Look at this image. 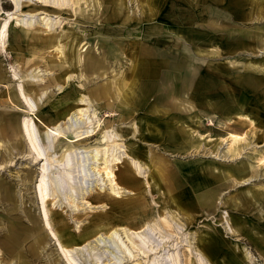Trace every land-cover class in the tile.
Returning a JSON list of instances; mask_svg holds the SVG:
<instances>
[{
	"label": "rangeland",
	"instance_id": "374dc122",
	"mask_svg": "<svg viewBox=\"0 0 264 264\" xmlns=\"http://www.w3.org/2000/svg\"><path fill=\"white\" fill-rule=\"evenodd\" d=\"M35 1L18 0L21 12L9 22L7 44L0 47V264H66L65 258L77 264H143L108 238L117 225L131 232L144 225L143 234H149L138 243L150 254L148 264H205L196 262L195 248L207 264L230 259L264 264L259 245L264 238V0H80L65 12H47L52 32L19 26L40 23L38 11L44 10ZM14 11L9 0H0V26ZM114 17L121 20L113 23ZM155 24L159 32L147 31ZM20 29L29 33L12 41ZM19 86L44 148L43 125L58 126L67 140L92 127L89 113L73 114L82 96L100 124L73 150L65 139L53 142L45 205L50 230L33 194L44 161L34 160L16 131L18 121L32 117L18 111L28 108ZM156 129L170 132L172 139L154 137ZM105 131L119 136L112 143L121 146L113 153L123 159L117 169L134 178L133 193L126 191L119 200H134L136 194L138 203L143 195V202L126 212L92 202L101 177L90 151L104 148ZM131 150H138L144 174L125 158ZM65 172L72 176V189L58 191L51 181ZM202 173L208 174L202 191L215 194L211 206L196 203L186 210L170 202L168 180L175 179L178 187L171 193L177 196L188 189L191 176ZM210 239L220 247L215 254L204 251ZM57 240L69 252L59 253Z\"/></svg>",
	"mask_w": 264,
	"mask_h": 264
},
{
	"label": "bare ground",
	"instance_id": "6f19581e",
	"mask_svg": "<svg viewBox=\"0 0 264 264\" xmlns=\"http://www.w3.org/2000/svg\"><path fill=\"white\" fill-rule=\"evenodd\" d=\"M79 1L80 0H72L73 4L67 5L66 0H36L35 2L39 3L40 7L44 10V11H38L39 12L38 16H43L41 21L38 19L40 21V23L39 24L37 23V25H33L32 23L29 22V23L22 24L19 26H21L22 28H31V30H29V31H36L37 32L38 30L32 29L33 26H36L37 28H39V31H40V29H42L44 32H52L53 31L51 28L52 22L49 18V17H51V15H50V13H47V12H53V13L65 12V11H67L65 8H70V6L72 7V5L74 8L77 7ZM9 3L15 7V11L13 13H7L6 20L0 26V47H2L3 49L5 48V46L7 44L6 38L8 36L7 35L8 24L11 20H14V18H13L14 16H16V18H17L21 12L20 7H18L19 6L18 0H9ZM73 12H75V10H73ZM16 13H17V15H16ZM75 14L77 15L78 12H75ZM34 17H35V15H34ZM190 17H192V16H190ZM120 20H121L120 18L114 17L112 19V22L114 23L115 21H120ZM179 20L180 19L167 17V21H170L172 23H175V22L178 23ZM15 21H16V19H15ZM184 21L186 22L187 20L185 19ZM16 22H18V21H16ZM124 23H127L126 18L123 22H121V25ZM160 29H161V26L155 24V26L153 28H150L147 31L153 30V32H159ZM29 31H27L25 29L17 30L12 37V41L21 40V34H23V35L27 34V33H29ZM57 47H58L57 50L59 52H61L62 48H59L60 46H57ZM152 74H154V72H152ZM146 90L149 93H151L152 88L148 87ZM149 93H147L148 96L150 95ZM19 94H20L19 96L25 100L28 108L25 111L24 110L22 111L21 109H19L18 111L23 112V113L26 112L27 114L32 115V117H30V118L26 117L24 119L22 118L23 120L21 122L18 121L17 126H16V129H17L16 131L19 133V135L23 139V142L25 143L24 145L27 147L28 152L30 154L34 155V160L37 162H41L42 160L44 161V163L41 165V167L39 169L40 170L39 179H38L36 185L33 187V194H34V201H35L36 205L40 208V211H41V213H40L41 218L40 219L43 220L45 227L49 228V230H50L49 222H48L49 219H47V216H46L45 205L47 204V202H48L47 200L49 198L48 188H49V184H50V182H49L50 178H49V174H48V170H49V165H48V156L49 155L48 154H50V151L54 150L53 142H54V140L65 139L66 143L71 145L69 150H73V146H78L79 144L84 143L90 137H92V135L95 134L94 133L95 130L100 127V124H99V121L97 120V117L95 116L94 113L87 112L89 110V107L91 104H89L88 99H86L84 96H82L76 100V106L74 108L75 110L73 111V114L85 116L87 113H89L92 116V118L87 121V124H91V122L93 120H95L94 123L91 124L92 127L87 128V130L84 132H81V133L74 135L73 139L67 140L66 135L63 133V131L58 126L49 127V126L43 125L41 122H39L45 128L44 139H45L46 147L44 148L42 146V144L40 143L39 134H38V131L36 129V125L33 121L35 118L34 113L31 109L30 104L27 101V97L25 96V94L23 92V88L21 86H19ZM16 97L19 100L18 96H16ZM84 106H86L87 108L84 109ZM89 114H88V117L90 116ZM87 119L88 118L86 117V120ZM153 134H154L153 135L154 137L159 138V139H162V138L172 139L171 133L168 131L165 132V131H161L159 129H156L155 132H153ZM100 137H101V145L104 146V148L103 149L95 148V149H92L90 151L91 161H93L92 164L95 165V168H97L95 174H97V175H99V177H101V178H98V180L96 181V183L99 182L100 184L99 185L95 184L96 185L95 186L96 193L93 195L92 202L99 207H103V206L107 207L108 206V209L111 208V211H113V213L123 212V211L126 212L130 208H132L136 205L138 206L140 203H142L143 202V195H142V193L140 194L139 200H141V201L138 203L135 202V200L138 196V195L136 196V194H134V196L136 197L134 200H133V198L130 200H127L125 202H123V201L121 202V200H119V198H121V195H123L124 193L126 194V191H128L130 194L133 193L132 191L134 189L132 187L135 184L132 181L134 180V178L132 176H130V174H128V173H130V171H128L127 169H122V170L117 169V165L121 164L123 159L121 160L120 157L118 156V154L115 153L113 155V153H114V150L116 148H120L121 146H120V144L114 145L112 143L115 141V138H117L119 136L114 135L113 131H105L101 134ZM230 137H231V141H233V142H236V140L238 138L237 136H234L231 134H230ZM111 149H112V152H111ZM64 151H67V150H64ZM137 151L138 150H136V151L131 150L130 154H127L125 151V155H126L125 158L130 160L129 163L135 172H137L138 174H144L145 171H143V170H145V169L144 168L140 169V168H142L143 165L140 164L139 158H136V157H138ZM68 156H69V154H68ZM68 156H67V154L65 155L66 158H68ZM66 164H68V159H66ZM99 170L102 171L101 174H100ZM149 176L150 175H148V177ZM71 178H72V176H71ZM71 178H70V174L68 172H65L63 175L61 174V176L58 175L57 177H54L53 180L51 181L53 184H51V185H53V187L58 191H65V192L71 191V189H72L71 182L73 181ZM70 180H72V181H70ZM186 182H187L186 184L189 185L190 188H188L187 190H183V192L177 196H173V195L169 196V198L171 200L170 202H174L175 204H177V206L179 208L181 205V209L184 208L186 210L188 208H192L194 206V203L200 204L202 201L204 203H206L205 198L207 197V199H209L210 196L208 198V195H202V196H198V197L193 198V196L191 194V190L193 191L194 189H199L202 185V182L200 180H198V178L192 177V176ZM172 185H173V182H170L169 186H172ZM136 188H135V190H136ZM91 192H95V191L92 190L89 192V194H91ZM110 199H111V201L108 202ZM116 200H118V201H116ZM199 201H200V203H198ZM58 203H59V201H58ZM87 204H88V202H87ZM107 216L104 215L103 217L106 218ZM186 219L189 220L188 216H186ZM97 222H99V221H97ZM168 225H169V223H168ZM143 226L144 225L140 226L142 228V230H143ZM110 227H112V226H110ZM32 230H34V229H32ZM142 230L139 232H131L126 227H123L122 225H117V226H114L113 230L111 229V232L108 233L109 234L108 238L112 239V241L115 240L116 242H119L125 248V251L127 252L126 255H127V257H129V259L135 260V258L137 257L138 259H143V261H144L143 264H148L150 254H148L149 253L148 251L147 252L144 251L139 246L138 240L140 242H143L145 239V236H148L149 233L143 234L144 231H142ZM36 232H37V235H36L37 243H40L43 240V237H40V235H39L40 233L38 231H36ZM234 233H235V231L233 232V230L231 229L230 234L233 235ZM51 234L54 236L53 233H51ZM141 235L144 236V239ZM99 238H101V237L98 236V238H96V239L99 240ZM7 240H8V244L6 243L5 246L9 247L11 245V240L10 239H7ZM123 240H125V241H123ZM136 241H137V244L135 243ZM260 242L261 243L259 245L264 247V238L261 239ZM206 245H207L206 249L209 250L210 252H214V254L216 253L217 249L220 248L219 246H217L218 243L216 241H214V239H210ZM57 250L61 254H65V253L69 252L68 249L65 247V245L62 242H60L59 240H57ZM70 251H72V250H70ZM133 251H135V252H133ZM193 251H194V249H193ZM195 251H197V254H198L197 255L198 260H196V262L203 263V262H205V260H206V262L208 261L205 257H203V255L200 253V251H198L196 248H195ZM193 253L191 254L192 256H193ZM134 254H135V256H134ZM151 255H153L152 259L156 260L155 256H157V253H154ZM247 259H248V261H251V256L247 255ZM65 262H66V264H77L74 260L68 259V258H65ZM206 262H205V264H207ZM228 262L231 264L235 263L231 259ZM152 263H154V260H152L151 264Z\"/></svg>",
	"mask_w": 264,
	"mask_h": 264
},
{
	"label": "crops",
	"instance_id": "0c3cea01",
	"mask_svg": "<svg viewBox=\"0 0 264 264\" xmlns=\"http://www.w3.org/2000/svg\"><path fill=\"white\" fill-rule=\"evenodd\" d=\"M189 169H190V168H189ZM207 175H208V174H204V173H202V174H200V176H195L196 178H198V180H200V181L202 182V185H201V187H200L199 189H194L193 191L191 190V194H192L193 198L198 197V196H202V195H208V198H209V196H210L209 199H207V197H206L205 200H206V203H207V204L210 203L209 206H211V205L213 204V200H214V198H215V194H214L213 192H211V191H208V189H206L205 191H202L203 188H207V183H208V179H206V178H207ZM169 181H170V182H173V185L170 186L171 189H170V187H169V183H170ZM164 185H165L166 188L169 187V189H167V192H168L169 195L167 194V196H168V199L170 200L169 196L172 195L171 192H172L173 190L177 189L178 186H176V184H175V179H170V180H168L167 183H165ZM186 186H188V185H186ZM188 188H189V186H188ZM168 190H170V192H169ZM198 191H200V192L198 193ZM194 194H195V195H194ZM170 201H171V200H170ZM209 201H210V202H209ZM198 203H200V201H199ZM206 203H204V202L202 201L199 205H201V206H202V205H203V206H207ZM180 207H181V205H180ZM187 208H188V207H187ZM194 208H195V203H194V206H193L192 208H188L187 210H192V209H194ZM237 233H238V232H237ZM206 246H207V245H206ZM204 249H205L204 251H207L206 247H205ZM208 251H209V250H208ZM212 254H214V252H213ZM228 264H231V263L228 262Z\"/></svg>",
	"mask_w": 264,
	"mask_h": 264
}]
</instances>
